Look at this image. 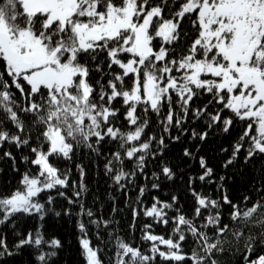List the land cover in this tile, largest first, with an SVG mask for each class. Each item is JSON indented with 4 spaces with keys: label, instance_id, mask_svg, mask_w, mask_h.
I'll list each match as a JSON object with an SVG mask.
<instances>
[{
    "label": "snow or ice",
    "instance_id": "1",
    "mask_svg": "<svg viewBox=\"0 0 264 264\" xmlns=\"http://www.w3.org/2000/svg\"><path fill=\"white\" fill-rule=\"evenodd\" d=\"M152 116L174 143L195 121L203 128L191 130L192 140L231 137L219 148L220 167L258 163L264 175V0H0V161L20 174L17 187L0 191V264L25 248L32 264H56L63 244L42 229L49 213L72 216L74 208L84 264H220L226 241L242 247L243 264H264V186L258 198L235 202L203 155L201 171L184 182L190 212L177 195L145 207V187L127 199L149 158L163 160L168 147L146 131ZM81 148L105 157L103 175L131 207L130 227L151 219L141 229L146 243L134 246L114 218L82 202L85 167L76 164L77 182L58 166ZM196 153L183 149L188 159ZM176 175L163 164L151 187ZM211 185L218 198L205 190ZM69 187L77 190L69 195ZM58 197L73 207L57 211ZM25 218L40 223L21 234Z\"/></svg>",
    "mask_w": 264,
    "mask_h": 264
},
{
    "label": "trees",
    "instance_id": "2",
    "mask_svg": "<svg viewBox=\"0 0 264 264\" xmlns=\"http://www.w3.org/2000/svg\"><path fill=\"white\" fill-rule=\"evenodd\" d=\"M93 65L95 62H92ZM103 66V62H101ZM207 97L202 98L206 100ZM201 101H197L200 104ZM195 107V105H194ZM157 117L152 116L150 120V128L146 131L149 135H155L157 138L164 136L166 143L168 144L165 150L163 160H153L149 158L145 168V174H138L133 185L128 188L127 199L134 202L138 196V187L146 188V195L142 198L144 206L148 207L152 203L153 197H158L161 200H168L170 196L177 195L180 198V205L183 210L190 212L192 198L190 192H188L184 182L187 180L189 175H195L201 170L198 165V157L203 155L210 167H213L218 175H224L226 180L223 182L224 186L230 196L235 202H239L243 196H251L253 199L258 198L257 189L264 186V175L260 171V165L257 163L255 166L249 165L243 169L229 168L227 170L222 169L220 165L224 160V156L220 154L219 148L221 145L227 147L230 143L231 137H225L222 133L210 134L207 142L202 143L198 140L191 139V130L201 131L203 126L200 121H195L185 125L189 129L187 135L181 136L180 142H172L169 135L163 132L162 126L156 122ZM178 130L173 129L172 135H179ZM237 133L233 131L232 136ZM200 147V151L196 153V147ZM156 147L154 142L153 148ZM187 147L194 153H196L197 159H188L183 157V149ZM7 148V146H6ZM14 154H17L15 148L11 149ZM3 150H0L2 154ZM25 154H27L25 152ZM18 155V154H17ZM105 157L94 158L93 154H90L87 149H79L76 156L69 161H64L58 166L64 169L70 170V180L79 181V170L76 168V164H81L85 167V182L87 184L88 192L82 199V202L87 207H91L98 214L102 213L105 217H112L118 222V225H114L117 228L119 235L123 238L130 240L135 246L136 244L146 243L143 242L141 229L145 222H152L150 218L138 217L137 227L132 229L130 224L132 222L131 207L126 204L125 197L122 193L114 191L112 181L103 175ZM167 164L170 167H174L176 171V177L169 181L161 177L159 181L161 187L159 189H153L151 187L155 178L152 173L159 174V167ZM24 164H19L20 172L25 170ZM134 165H129L126 170L131 171ZM0 168L3 171L0 172V191L8 192L17 187L20 180V174L15 173L11 170L10 162L0 161ZM34 170V169H33ZM198 186V185H197ZM215 185L208 186L205 190L217 197V194L213 192ZM72 187H69L66 191L69 195L76 191ZM115 197L116 207L118 211L116 213L111 212L112 198ZM218 198V197H217ZM58 203L54 205L57 211L61 209V205L67 207H73L67 205V202L63 198H57ZM134 207L135 204H132ZM225 213L227 208L224 209ZM170 215L173 213L170 211ZM77 217L75 215V208L73 209L72 216L55 217L52 213H49L46 217L44 228L42 231L45 232L46 238H58L63 244V248L58 250V256L56 258V264H84V260L81 255V250L78 244V231L76 225ZM40 222L36 219L25 218L23 221H19L15 228L21 234H24L28 230H35ZM13 229L9 228V244L11 245L15 237L11 235ZM154 232L156 234L167 236L168 232L165 231L164 226L154 225ZM170 232V230H169ZM238 245L235 241H226L225 248L226 252L220 257V264H243L241 260L242 247L240 250H236ZM264 251V249H262ZM34 256L27 248L20 250L19 254L14 258H9V264H32Z\"/></svg>",
    "mask_w": 264,
    "mask_h": 264
}]
</instances>
